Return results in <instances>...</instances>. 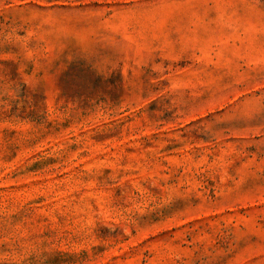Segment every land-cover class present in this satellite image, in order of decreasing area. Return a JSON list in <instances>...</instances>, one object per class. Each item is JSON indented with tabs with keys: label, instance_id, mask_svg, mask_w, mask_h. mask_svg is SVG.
Listing matches in <instances>:
<instances>
[{
	"label": "rangeland",
	"instance_id": "374dc122",
	"mask_svg": "<svg viewBox=\"0 0 264 264\" xmlns=\"http://www.w3.org/2000/svg\"><path fill=\"white\" fill-rule=\"evenodd\" d=\"M0 264H264V0H0Z\"/></svg>",
	"mask_w": 264,
	"mask_h": 264
}]
</instances>
